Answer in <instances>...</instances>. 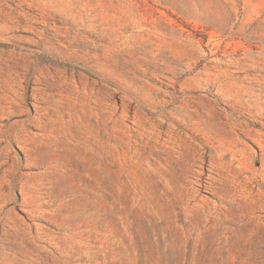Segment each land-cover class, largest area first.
Returning <instances> with one entry per match:
<instances>
[{"label":"rangeland","instance_id":"obj_1","mask_svg":"<svg viewBox=\"0 0 264 264\" xmlns=\"http://www.w3.org/2000/svg\"><path fill=\"white\" fill-rule=\"evenodd\" d=\"M0 264H264V0H0Z\"/></svg>","mask_w":264,"mask_h":264}]
</instances>
